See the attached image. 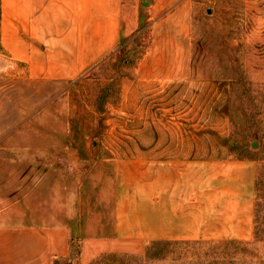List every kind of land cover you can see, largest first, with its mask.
I'll use <instances>...</instances> for the list:
<instances>
[{
    "label": "rangeland",
    "instance_id": "1",
    "mask_svg": "<svg viewBox=\"0 0 264 264\" xmlns=\"http://www.w3.org/2000/svg\"><path fill=\"white\" fill-rule=\"evenodd\" d=\"M138 18L116 52L71 83L32 82L0 50L1 191L23 190L22 175L33 187L73 150L154 155L155 140L176 154L255 161L251 242L150 243L89 264H264V0H140ZM79 251L74 240L61 264H80Z\"/></svg>",
    "mask_w": 264,
    "mask_h": 264
},
{
    "label": "crops",
    "instance_id": "2",
    "mask_svg": "<svg viewBox=\"0 0 264 264\" xmlns=\"http://www.w3.org/2000/svg\"><path fill=\"white\" fill-rule=\"evenodd\" d=\"M139 3L0 0V50L32 82L77 81L137 30ZM154 144V155L81 157L73 150L48 159L33 187L22 175L23 190L0 188V264H61L74 240L80 264H89L107 253L141 254L150 243L254 239L257 162Z\"/></svg>",
    "mask_w": 264,
    "mask_h": 264
}]
</instances>
